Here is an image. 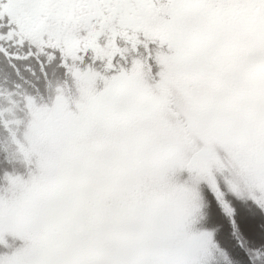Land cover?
<instances>
[{
  "label": "snow or ice",
  "instance_id": "obj_1",
  "mask_svg": "<svg viewBox=\"0 0 264 264\" xmlns=\"http://www.w3.org/2000/svg\"><path fill=\"white\" fill-rule=\"evenodd\" d=\"M0 264H264V0H0Z\"/></svg>",
  "mask_w": 264,
  "mask_h": 264
},
{
  "label": "rangeland",
  "instance_id": "obj_2",
  "mask_svg": "<svg viewBox=\"0 0 264 264\" xmlns=\"http://www.w3.org/2000/svg\"><path fill=\"white\" fill-rule=\"evenodd\" d=\"M8 144V133L6 132V135L1 136L0 135V151L3 153V149L7 146Z\"/></svg>",
  "mask_w": 264,
  "mask_h": 264
},
{
  "label": "trees",
  "instance_id": "obj_3",
  "mask_svg": "<svg viewBox=\"0 0 264 264\" xmlns=\"http://www.w3.org/2000/svg\"><path fill=\"white\" fill-rule=\"evenodd\" d=\"M0 135L4 136V135H6V132L0 131ZM2 157H3V153L0 151V159H2Z\"/></svg>",
  "mask_w": 264,
  "mask_h": 264
}]
</instances>
